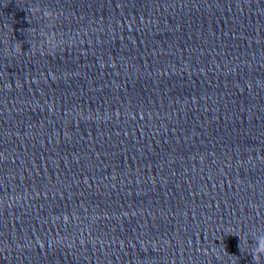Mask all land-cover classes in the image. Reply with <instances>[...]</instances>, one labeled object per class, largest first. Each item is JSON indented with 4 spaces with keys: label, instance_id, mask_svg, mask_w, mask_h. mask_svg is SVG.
Wrapping results in <instances>:
<instances>
[{
    "label": "clouds",
    "instance_id": "9594fccd",
    "mask_svg": "<svg viewBox=\"0 0 264 264\" xmlns=\"http://www.w3.org/2000/svg\"><path fill=\"white\" fill-rule=\"evenodd\" d=\"M253 260H259L261 255H264V230L253 231Z\"/></svg>",
    "mask_w": 264,
    "mask_h": 264
}]
</instances>
